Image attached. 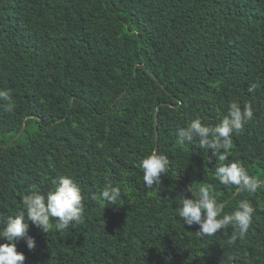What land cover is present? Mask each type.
<instances>
[{"label": "trees", "instance_id": "trees-1", "mask_svg": "<svg viewBox=\"0 0 264 264\" xmlns=\"http://www.w3.org/2000/svg\"><path fill=\"white\" fill-rule=\"evenodd\" d=\"M0 90L15 105L0 104V214L59 176L83 197L82 223L44 233L29 221L24 264H264V185L240 192L214 175L238 161L264 181V0H0ZM232 102L254 116L226 161L179 142L178 128L215 126ZM153 151L171 165L149 189L139 165ZM108 182L115 206L92 199ZM200 184L225 213L253 205L242 239L183 224L175 208Z\"/></svg>", "mask_w": 264, "mask_h": 264}, {"label": "clouds", "instance_id": "clouds-1", "mask_svg": "<svg viewBox=\"0 0 264 264\" xmlns=\"http://www.w3.org/2000/svg\"><path fill=\"white\" fill-rule=\"evenodd\" d=\"M7 102L4 104L3 102ZM0 104L6 111L12 112L15 105L9 90H0ZM252 106H241L232 102L228 106L227 114L215 126L202 123L197 117L185 127L177 129L179 142L198 143L199 148L211 150V154L218 161H226L232 148V135L241 132L244 124L253 119ZM171 165L166 155L153 151L142 158L140 168L146 188L161 186V176ZM214 175L221 185L235 186L238 191L255 193L264 185V181L250 176L247 169L238 161L215 166ZM190 193V198L181 196L179 206L175 208L177 215L187 226L198 225V236H213L218 231L232 226L234 231L227 243L234 244L238 238L247 233L255 209L248 200H241L231 213L223 211L224 205L217 202V196L210 185L200 184L197 189L192 185L184 189ZM121 197V190L111 182L105 183L99 196L93 193L92 199L103 200L107 204L116 205ZM83 197L80 186L68 176H59L53 182V188L42 192L39 186L33 184L28 194L22 200L23 210L15 216L0 214V239L7 243L0 244V264H24L25 256L17 251L16 244L25 237L29 229V221L37 228L47 233L53 227L58 231L75 226L83 222ZM27 248L33 250L35 241L29 238Z\"/></svg>", "mask_w": 264, "mask_h": 264}, {"label": "water", "instance_id": "water-1", "mask_svg": "<svg viewBox=\"0 0 264 264\" xmlns=\"http://www.w3.org/2000/svg\"><path fill=\"white\" fill-rule=\"evenodd\" d=\"M157 121H158V117H157ZM157 124H158V123H157ZM17 138H19V135H18L13 141H15ZM13 141H12V142H13Z\"/></svg>", "mask_w": 264, "mask_h": 264}]
</instances>
